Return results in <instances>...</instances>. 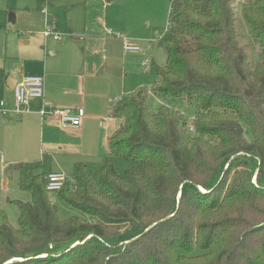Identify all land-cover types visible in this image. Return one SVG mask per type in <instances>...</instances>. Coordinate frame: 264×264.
<instances>
[{"label":"trees","instance_id":"obj_1","mask_svg":"<svg viewBox=\"0 0 264 264\" xmlns=\"http://www.w3.org/2000/svg\"><path fill=\"white\" fill-rule=\"evenodd\" d=\"M232 1H170L165 64L112 105L120 124L102 164H76L73 184L55 192L82 217L59 218L46 158L8 166L30 200H9L17 227L0 208V264H264V0L241 7L255 61ZM245 156L258 161L255 182Z\"/></svg>","mask_w":264,"mask_h":264},{"label":"crops","instance_id":"obj_2","mask_svg":"<svg viewBox=\"0 0 264 264\" xmlns=\"http://www.w3.org/2000/svg\"><path fill=\"white\" fill-rule=\"evenodd\" d=\"M41 1L37 0V10L52 6ZM142 1L105 0L100 10H94L88 1L65 3L64 25L59 26L56 14L49 18L63 34L60 40L43 37L37 46L18 55L5 53L0 59V69L6 74V79L0 80V99L8 105L12 103L8 77L16 83L25 75H41L44 97L50 105L84 111L82 126L69 130L58 128L52 120L40 119L35 112L41 106L40 99L29 101L31 113L0 115V208L14 205L9 200H26L18 187L16 171L6 170L12 164L46 158V173L59 171L68 177H72L76 164L84 165L87 173L102 164L107 138L120 124L110 114L112 105L152 82V63L163 66L166 61L164 50V61L158 60L157 53L163 49L158 39L168 30V23L159 35L158 26L149 19L140 21ZM123 37L137 42L140 50L125 51ZM21 42L30 44L28 37ZM47 163L51 164L48 168Z\"/></svg>","mask_w":264,"mask_h":264},{"label":"rangeland","instance_id":"obj_3","mask_svg":"<svg viewBox=\"0 0 264 264\" xmlns=\"http://www.w3.org/2000/svg\"><path fill=\"white\" fill-rule=\"evenodd\" d=\"M46 1L52 4L51 7L47 5L45 12L46 16L48 18H51L54 14L58 15L59 26H62L65 22L62 15L64 4L76 0ZM80 1H88L90 5H92L91 7L94 10H100L101 3L105 0ZM170 1L171 0H143L141 3V10L138 12L139 20L141 21L144 19H149L152 25L158 26V34L160 35L162 32H164L165 27L168 23ZM42 5H45L44 2ZM242 5L243 2H239L237 0L232 1V8L237 18L236 24L240 35V44L246 48L251 56V59L255 61L260 58L261 47L252 37L249 31V27L242 18ZM37 9V0H0V23H3V25L5 26L4 29H0V59L3 58V55L5 53L9 55H18L22 50L37 46V44L40 42V39H42L43 41L42 32L45 28V15L41 12V10ZM53 23L54 25L56 24L55 22ZM25 37H28V39L30 40L29 45L21 42ZM157 57L159 61L160 59L164 61L165 53L163 49L158 50ZM148 84H151V82L146 83L145 85ZM149 103L151 110L155 111L162 102H160L159 99H157L154 95H150ZM177 107L180 108L181 111L185 112V114L189 115V123H191L193 120V109L189 108L186 103H182V105H179ZM190 132L192 131L190 130ZM191 134L194 133L192 132ZM245 137L248 140L250 139L249 134L247 133L245 134ZM238 156H243V154L240 153ZM244 158L245 160H247L248 167L252 172V181L255 182L256 166L258 164V161L256 158L249 156H245ZM116 162L117 167L120 171H123L129 165L128 161H124L121 159L117 160ZM50 165L51 164L47 163L46 167L48 168ZM225 167L226 166H224V170ZM93 169L88 168V171H92ZM67 174L71 175V172H67ZM217 175H219L220 177L222 174L218 173ZM70 185L72 184L70 183ZM22 193L25 196L26 200L21 201H29L30 193L26 191H22ZM49 197L53 205L56 207L60 219H65L71 215H78L80 217L83 216L77 210L62 203L56 196L55 192L49 193ZM4 209L7 212L10 223L14 227H17L19 215L17 206L8 205L4 207Z\"/></svg>","mask_w":264,"mask_h":264},{"label":"built area","instance_id":"obj_4","mask_svg":"<svg viewBox=\"0 0 264 264\" xmlns=\"http://www.w3.org/2000/svg\"><path fill=\"white\" fill-rule=\"evenodd\" d=\"M246 3V0H237ZM41 12L45 15V28L42 32L44 38H52L60 40L63 37L58 30L55 29L49 18L46 16V7L41 8ZM118 36V34H116ZM73 37H79L77 35ZM123 49L125 51L136 52L140 50V45L129 38L123 37ZM32 99H40L41 106L35 111L42 121L52 120L58 128L62 130L77 129L83 124L84 111L82 108L76 107H55L50 105L44 97V77L41 75H25L17 79L12 88V103L8 105L2 98L0 99V115L8 117L11 114L31 113L28 103ZM193 130L192 125L189 126ZM46 190L48 193L56 192L65 185L73 184L72 177H68L63 172L52 171L46 173ZM49 249L52 245L48 246Z\"/></svg>","mask_w":264,"mask_h":264},{"label":"water","instance_id":"obj_5","mask_svg":"<svg viewBox=\"0 0 264 264\" xmlns=\"http://www.w3.org/2000/svg\"><path fill=\"white\" fill-rule=\"evenodd\" d=\"M7 84L10 88H13L14 84H15V79L11 78V77H8L7 78Z\"/></svg>","mask_w":264,"mask_h":264}]
</instances>
